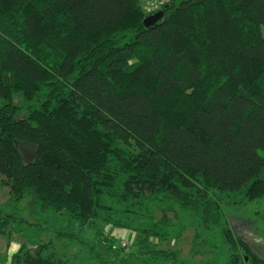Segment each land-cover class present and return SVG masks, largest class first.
Wrapping results in <instances>:
<instances>
[{"label":"trees","instance_id":"1","mask_svg":"<svg viewBox=\"0 0 264 264\" xmlns=\"http://www.w3.org/2000/svg\"><path fill=\"white\" fill-rule=\"evenodd\" d=\"M161 9L147 28L139 0H0L1 186L91 230L94 264H178L158 244L188 228L200 264H264L225 213L242 195L264 223V0ZM23 222L0 210V237ZM11 264L71 262L49 240Z\"/></svg>","mask_w":264,"mask_h":264},{"label":"rangeland","instance_id":"2","mask_svg":"<svg viewBox=\"0 0 264 264\" xmlns=\"http://www.w3.org/2000/svg\"><path fill=\"white\" fill-rule=\"evenodd\" d=\"M169 0H139L141 8L145 14L157 12L163 4ZM264 35V27L261 29ZM27 158L32 157L33 149L25 147ZM242 200V203L240 201ZM226 207V218L229 225L259 253L264 257V223L258 216V205L245 204L242 195L235 197V202ZM0 210L6 214H14L18 219L25 222L14 225V231L8 236L0 237V264L11 262L12 255L18 251L21 245L25 244L34 247L40 241L47 242L53 240L60 254L64 253L66 259L71 264H94L93 256L96 253L106 254L104 248L94 246L93 234L91 230H78L77 224L70 222L68 217L54 214L52 211L41 213L38 207H34L29 198L21 202H14L9 196L8 189L0 183ZM257 212V214L255 213ZM38 224V225H37ZM38 226V227H32ZM58 232L75 234L77 240L69 242L65 239L56 240ZM106 233L114 236L118 242L125 246L126 253L130 252V245L137 236L122 229L107 227ZM194 229L188 228L183 231L181 237L169 242H160L159 248L171 249L177 253L178 264H200L208 255L199 252V247L194 249ZM80 241V242H79ZM94 252H91V248ZM182 262V263H181ZM125 264H143L134 258H128Z\"/></svg>","mask_w":264,"mask_h":264},{"label":"water","instance_id":"3","mask_svg":"<svg viewBox=\"0 0 264 264\" xmlns=\"http://www.w3.org/2000/svg\"><path fill=\"white\" fill-rule=\"evenodd\" d=\"M164 15H165L164 9H161L156 13L147 16L144 19L143 23L147 28L152 27L155 24L159 23L163 19Z\"/></svg>","mask_w":264,"mask_h":264},{"label":"crops","instance_id":"4","mask_svg":"<svg viewBox=\"0 0 264 264\" xmlns=\"http://www.w3.org/2000/svg\"><path fill=\"white\" fill-rule=\"evenodd\" d=\"M7 264H11V262L7 263Z\"/></svg>","mask_w":264,"mask_h":264}]
</instances>
